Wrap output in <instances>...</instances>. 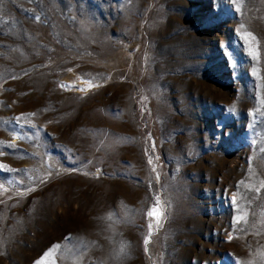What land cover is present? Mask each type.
<instances>
[{
  "label": "rangeland",
  "instance_id": "rangeland-1",
  "mask_svg": "<svg viewBox=\"0 0 264 264\" xmlns=\"http://www.w3.org/2000/svg\"><path fill=\"white\" fill-rule=\"evenodd\" d=\"M37 261L264 264V0H0V264Z\"/></svg>",
  "mask_w": 264,
  "mask_h": 264
},
{
  "label": "snow or ice",
  "instance_id": "snow-or-ice-1",
  "mask_svg": "<svg viewBox=\"0 0 264 264\" xmlns=\"http://www.w3.org/2000/svg\"><path fill=\"white\" fill-rule=\"evenodd\" d=\"M38 19V18H37ZM63 87V85H62ZM149 215H159L158 211H156L155 209L153 210V212L149 213ZM151 227V226H150ZM145 243H147V240L145 241ZM56 247H59L58 245ZM47 255V253L45 254ZM37 264H41V261H37Z\"/></svg>",
  "mask_w": 264,
  "mask_h": 264
},
{
  "label": "bare ground",
  "instance_id": "bare-ground-1",
  "mask_svg": "<svg viewBox=\"0 0 264 264\" xmlns=\"http://www.w3.org/2000/svg\"><path fill=\"white\" fill-rule=\"evenodd\" d=\"M159 216V215H158Z\"/></svg>",
  "mask_w": 264,
  "mask_h": 264
}]
</instances>
